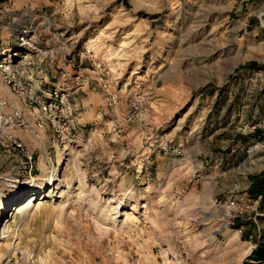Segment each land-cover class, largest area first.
Here are the masks:
<instances>
[{
	"label": "rangeland",
	"instance_id": "rangeland-1",
	"mask_svg": "<svg viewBox=\"0 0 264 264\" xmlns=\"http://www.w3.org/2000/svg\"><path fill=\"white\" fill-rule=\"evenodd\" d=\"M19 31L52 55L22 85L64 97L56 131L15 133L30 174L0 150V264H243L264 241V0H0V63Z\"/></svg>",
	"mask_w": 264,
	"mask_h": 264
},
{
	"label": "built area",
	"instance_id": "built-area-1",
	"mask_svg": "<svg viewBox=\"0 0 264 264\" xmlns=\"http://www.w3.org/2000/svg\"><path fill=\"white\" fill-rule=\"evenodd\" d=\"M16 48L13 55L18 58L17 63H12L10 60L7 63H0V82L18 97H28L30 103H34L36 106L32 109L33 115L29 119L24 116L20 107L0 95V150L24 158L30 174L34 168L32 152L26 148L15 133L24 129L34 139H39L38 131L44 128L45 123H49L51 128L56 131L59 128L56 110L59 104H62L64 95L61 91L54 89L46 96H37L30 86L22 85L20 72L17 68L25 63L39 67L47 62V59H50L52 55L48 50L38 49L27 31L17 33ZM32 71L33 69L30 70L31 74ZM26 257V252L17 251L7 257L3 264H32L26 261Z\"/></svg>",
	"mask_w": 264,
	"mask_h": 264
},
{
	"label": "trees",
	"instance_id": "trees-1",
	"mask_svg": "<svg viewBox=\"0 0 264 264\" xmlns=\"http://www.w3.org/2000/svg\"><path fill=\"white\" fill-rule=\"evenodd\" d=\"M251 180V186L249 188V192L253 193V191L255 190V182L257 181V176H252L250 177ZM260 197V202L259 204L262 203V201H264V186L261 188V190L256 193V195H254L255 198ZM240 227V226H237ZM247 262H260V263H264V241H260L259 246L257 249L253 250L251 252V254L248 256V258L246 259V261L243 264H247Z\"/></svg>",
	"mask_w": 264,
	"mask_h": 264
},
{
	"label": "bare ground",
	"instance_id": "bare-ground-1",
	"mask_svg": "<svg viewBox=\"0 0 264 264\" xmlns=\"http://www.w3.org/2000/svg\"><path fill=\"white\" fill-rule=\"evenodd\" d=\"M29 199H30V202H28L26 205H28L29 203H32V201H33V200H32V197L28 198V200H29ZM26 205H25V206H26ZM18 211H19V210H18Z\"/></svg>",
	"mask_w": 264,
	"mask_h": 264
},
{
	"label": "crops",
	"instance_id": "crops-1",
	"mask_svg": "<svg viewBox=\"0 0 264 264\" xmlns=\"http://www.w3.org/2000/svg\"><path fill=\"white\" fill-rule=\"evenodd\" d=\"M23 140H24V143H25V144H27L28 146H30V145L27 143V141H25V140H27V138H24ZM29 142H30V141H29Z\"/></svg>",
	"mask_w": 264,
	"mask_h": 264
}]
</instances>
